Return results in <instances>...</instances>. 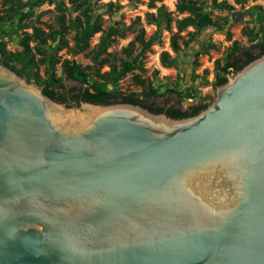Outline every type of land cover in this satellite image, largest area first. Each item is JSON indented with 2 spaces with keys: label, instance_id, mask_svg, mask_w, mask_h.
<instances>
[{
  "label": "water",
  "instance_id": "water-1",
  "mask_svg": "<svg viewBox=\"0 0 264 264\" xmlns=\"http://www.w3.org/2000/svg\"><path fill=\"white\" fill-rule=\"evenodd\" d=\"M215 93L68 107L0 62V264H264V54Z\"/></svg>",
  "mask_w": 264,
  "mask_h": 264
},
{
  "label": "trees",
  "instance_id": "trees-1",
  "mask_svg": "<svg viewBox=\"0 0 264 264\" xmlns=\"http://www.w3.org/2000/svg\"><path fill=\"white\" fill-rule=\"evenodd\" d=\"M68 1L78 12V17L67 19L64 14L65 9L60 8L61 13L57 15V26L53 27L47 24L48 29L45 30L33 22H29L30 15L33 10L40 8L44 3L52 4L57 0H0V5L3 6L0 11V33H4L1 28L3 23L8 21L13 24L15 20L16 26L9 34L11 37H19L18 44L21 47L18 51H8L6 42L0 39V62L28 82L39 86L43 94L49 95L68 107H71V104L78 105L84 101L100 103V105L130 102L139 104L152 113L165 112L171 117L181 119L198 114L211 103V101H201L185 110L173 106H157L153 100L160 96L158 90L153 87L151 82L140 78L139 75H135V82L140 86V91L117 93L114 90L117 82L128 72L139 67L142 68L143 61L147 57L146 54L151 51L153 45L160 42L159 36L154 34L146 40L144 30L139 29L123 49L127 58L117 64L111 59L108 49L131 27L122 24L104 30L102 24L90 16L89 0ZM162 1H148L149 8L155 9V12L146 14L147 22L150 25H156L158 31L161 28L170 29L173 24L176 25V32L170 36V47L174 52H180L181 47L188 48L200 31L208 28L224 34L229 40L231 38L229 31L231 20L239 21L236 18L237 12H234V5L243 7L248 2V0H232L233 4H230L227 0H177L175 3L176 12L180 15L186 14V16L176 18ZM206 5L226 11L227 16L212 15L210 9H206ZM246 12L258 14L254 27L245 26L242 28V32L250 44L242 46L233 42L226 50L224 57L221 60H216L214 66L215 86L225 84L229 75L233 76L242 66L264 54L262 8L259 5H253L247 8ZM188 28H191L192 31L186 34L187 38L185 39L180 34ZM25 29H30L31 32H26ZM20 30L22 32H19ZM98 32L101 33L99 40L90 48L91 38ZM70 33H73L72 46H69L66 39ZM61 50H65L68 55L73 57L86 53L90 56L92 64L81 65L73 60L63 59L62 55H59ZM160 55L163 66L174 65L175 59L168 51L163 50ZM199 56L200 53H196V66ZM105 66L108 67V71L101 72ZM41 67H43L42 76L40 74ZM57 67L60 68L63 75L77 82L80 87H67L62 82L61 76L56 74ZM165 92L177 93L179 97L181 96L178 91L176 92L172 88H166Z\"/></svg>",
  "mask_w": 264,
  "mask_h": 264
},
{
  "label": "rangeland",
  "instance_id": "rangeland-1",
  "mask_svg": "<svg viewBox=\"0 0 264 264\" xmlns=\"http://www.w3.org/2000/svg\"><path fill=\"white\" fill-rule=\"evenodd\" d=\"M149 0H89L90 2V16L93 20L99 21L102 29L106 30L109 27L130 26L125 35L117 38L108 49L111 59L117 64L122 59L127 58L123 49L134 38L139 29L144 30V38L147 40L154 34L159 36L160 42L151 47V51L147 53L146 59L143 61L142 68H137L132 72H128L121 80L117 82L114 90L117 93L125 94L131 91H140V86L136 85L135 75L140 78L148 80L152 83L160 94L153 101L157 106H173L185 110L189 106L197 104L201 101L213 102L216 98L215 93V71L214 66L217 59L221 60L226 50L237 42L238 45L247 46L250 44L247 37L243 34L242 28L248 26L254 27L257 23L258 14L253 12H246V9L259 5L262 8V15L264 16V0H248L243 7L236 6L234 12H237L236 18L238 22L231 20L229 31L231 38L228 40L224 34L214 31L213 29H204L195 37L194 41L188 48L181 47V51L174 52L170 47V36L176 32V25L173 24L170 29L161 28L159 31L156 25H150L147 22V13H154L155 9H150L148 6ZM177 0H163L162 2L174 17L183 18L186 14H179L175 10V3ZM233 4L232 0H227ZM3 6L0 5V11ZM63 8L65 17L67 19H75L78 17V12L74 10L72 4L68 0H57V2L48 4L44 3L40 8L32 11L30 21L36 26L47 30V24L56 27L57 15L61 13L59 10ZM206 9H210L212 15L227 16L226 11H221L219 8L206 5ZM252 12V11H251ZM231 18V17H230ZM233 18V17H232ZM231 18V19H232ZM264 23V22H263ZM16 26V21L10 24L8 21L2 24L3 34L0 33V39L6 42V49L8 51H18L19 37H11L10 32ZM26 32H31L30 29H25ZM192 29L188 28L183 31L180 36L187 38V33ZM19 32H22L21 30ZM100 32L96 33L90 41V48L98 42ZM72 36L70 33L66 36L69 46H72ZM137 46V43L135 44ZM166 50L175 59L174 65L163 66L161 63V52ZM196 53H200L198 57V65H195ZM135 51L133 52V55ZM59 55L63 59L73 60L81 65L92 64V60L86 53L77 55L76 57L68 55L65 50H61ZM108 71V67H103L101 72ZM41 76L43 75V67L40 69ZM56 74L61 76L62 82L67 87H80V85L68 79L61 73L59 67L56 69ZM232 77L229 75L228 78ZM39 87V86H38ZM40 88V87H39ZM111 88V87H110ZM166 88H172L177 93H166ZM151 101V100H150Z\"/></svg>",
  "mask_w": 264,
  "mask_h": 264
},
{
  "label": "flooded vegetation",
  "instance_id": "flooded-vegetation-1",
  "mask_svg": "<svg viewBox=\"0 0 264 264\" xmlns=\"http://www.w3.org/2000/svg\"><path fill=\"white\" fill-rule=\"evenodd\" d=\"M72 106H75V104H71Z\"/></svg>",
  "mask_w": 264,
  "mask_h": 264
}]
</instances>
